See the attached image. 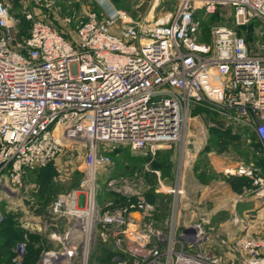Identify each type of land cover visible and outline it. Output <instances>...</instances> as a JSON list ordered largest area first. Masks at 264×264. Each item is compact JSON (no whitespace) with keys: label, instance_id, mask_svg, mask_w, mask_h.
Returning <instances> with one entry per match:
<instances>
[{"label":"built area","instance_id":"built-area-1","mask_svg":"<svg viewBox=\"0 0 264 264\" xmlns=\"http://www.w3.org/2000/svg\"><path fill=\"white\" fill-rule=\"evenodd\" d=\"M95 1L101 11L73 31L25 6L31 28L18 41L16 0H0V188H22L28 173L57 164L69 146H88L79 189L54 201L40 225H22L47 234L36 264H89L96 228L109 237L113 264H264V227L230 242L199 223L180 227V207L164 221L144 201L103 214L94 207L111 146L184 150L197 107L254 129L264 153V43L252 48L243 30L253 20L264 26V0H176L174 12L147 27ZM219 6L233 9L232 26L213 25L205 40L202 20ZM2 205L0 190V223ZM26 249L18 243L10 264H23Z\"/></svg>","mask_w":264,"mask_h":264},{"label":"rangeland","instance_id":"rangeland-1","mask_svg":"<svg viewBox=\"0 0 264 264\" xmlns=\"http://www.w3.org/2000/svg\"><path fill=\"white\" fill-rule=\"evenodd\" d=\"M150 1L145 0L143 4L135 2L134 11L130 15L126 13L128 20L124 17V21L150 22L153 18L150 17ZM25 6L40 12L56 28L73 31L78 22L87 17V12L94 11L98 5L93 0H16L13 15L21 18ZM174 7L176 8V3L173 1L165 3L167 10ZM157 13L159 14V11ZM232 16L233 9L230 6H219L210 17L202 20V38L208 39L209 28L213 25L232 26ZM67 19H71L68 25ZM30 28V23L20 25L16 35L18 41L28 36ZM243 30L247 31L248 35L251 34L249 44L252 48L255 49L257 45L264 43V26L261 21L253 20ZM213 114L217 113L208 110L191 114L187 143L191 144L194 154L188 153L190 145L184 150L179 146L151 147L142 153H135L124 145L111 146L107 153L111 156L112 164L98 175L94 200L96 210L103 214L107 210L106 207H122L128 202L144 201L148 207H156L155 217H161L164 221L173 214V207H180V227L189 224L194 216L192 220H196L202 224L205 231L210 232L214 229L211 228L213 224L216 225L219 221L218 218L212 220L208 226L203 222L204 214L214 209L216 203L207 204L201 201L200 195L206 190H212V198L229 196L231 203L236 204V207H264V186L261 183V178L264 179V153L255 130L235 123L228 125L227 120H209L207 115ZM87 150L88 146L82 143L69 146L57 164L48 165L51 169L46 171L44 170L48 166L35 171L34 177H28L27 183L24 180L22 188L11 184H6L5 189L0 188L4 211L12 212L21 225L26 220L33 223L32 219L24 218V212L19 209L29 207L27 204L32 203V200L23 198L24 189L26 184H35L33 196H37V202L45 207L41 213L44 218L47 214L45 209L51 207L54 201L62 196H71L79 189L84 177L82 166ZM211 155L217 166L229 168L231 173L219 174L209 162ZM47 172L51 174L50 178ZM173 190L177 192L173 193ZM178 190L182 193L179 194ZM24 202L27 203L26 206ZM111 202L113 205L108 206ZM79 207H86L85 197H82ZM181 207L188 208L182 211ZM222 217L220 216L219 220H222ZM97 229L99 230L96 228L94 231L89 264H113L115 252L109 237L106 239ZM46 235H42L43 240Z\"/></svg>","mask_w":264,"mask_h":264},{"label":"crops","instance_id":"crops-1","mask_svg":"<svg viewBox=\"0 0 264 264\" xmlns=\"http://www.w3.org/2000/svg\"><path fill=\"white\" fill-rule=\"evenodd\" d=\"M93 1H95V0H93ZM99 1L104 3L106 9H109L111 12H120L124 15L126 13L128 15H130V13H132L134 11V7H136L135 2H141L142 4L145 2V0H138V1L137 0H99ZM172 1L175 2L177 5L176 0H151L149 3V8L151 5L152 11H151V13L150 12L149 13H150V17H153V18L150 19V22L145 23L144 20H140L136 23H132V22L131 23L132 24H139V25H142L144 27L153 25L155 21L162 19L165 15L175 11V9H176L175 7L172 10H167L165 8V3L172 2ZM95 3H97V2L95 1ZM96 10H97V12L101 11V8L99 7V5L94 9V11H96ZM158 11H159V14L157 13ZM90 12H92V10L87 12V15ZM156 14H158V15H156ZM126 15H125L126 20H128V16H126ZM85 19H87V17ZM128 23H130V21ZM201 108L206 109V110H210V109H207L204 107H197L192 111V113H194L195 111H199V109H201ZM239 130H241V129H239ZM174 146H176V145H169V146H165L164 148H169V147H174ZM186 146H189V152L188 153H190V152L193 154L195 153V151L191 147L190 143H187ZM212 156L213 155H211L209 157V159H210L209 162L212 165V167L219 174L220 173L221 174L222 173L227 174V172L231 171V170H229V168L217 166L216 161ZM34 175H35V172L28 173L25 176V183H27L29 178L34 177ZM261 180H262L261 183L264 186V179L261 178ZM34 188L36 189L35 184L34 185L33 184H30V185L26 184L25 189H24L25 196L23 198L26 199L27 201L32 200V203H30V205H29V204L24 202V205L26 206V204H27L29 207H20L19 210L21 212H24V215H25L24 218L32 219L34 221L33 223L39 224L42 222L41 213L45 207H42V205H40L37 202V196H36V198H34V196H33L34 195L33 193H35L34 192L35 190H33ZM200 196H201V201L207 202V204L208 203L211 204L213 202H216L214 205V209L209 211V213L204 214L203 222L205 224H207V226H208V224H211L212 220H216L218 218L217 221H219V222H217L216 225L213 224V226L211 228L214 227L213 230L215 231V229H216V231H215L216 234L221 235L223 237H226L230 242H233L237 238L252 237V236L256 235L261 228L264 227V207H236V204L231 203L229 196L227 197V196L222 195V197L212 198L211 196H213V195H212L211 189L204 191ZM33 200L34 201L36 200L35 204H34ZM181 208H182V211H184L188 207H181ZM48 209H49V207H47L45 209V212H47ZM7 212L9 213V211H7ZM7 212L5 211V215ZM44 214H46V213H44ZM44 214H42V216H44ZM220 216H223L222 220H219ZM158 218H161V217H158ZM192 219H194V216L192 217ZM192 219L188 222L189 224L198 223V222H196V220H192ZM27 223H29V222L26 220L24 223H22V225L27 224ZM29 224H31V223H29ZM220 254L229 263L231 261H233V259H234L233 254H230V253L226 252L225 250L221 251Z\"/></svg>","mask_w":264,"mask_h":264},{"label":"trees","instance_id":"trees-1","mask_svg":"<svg viewBox=\"0 0 264 264\" xmlns=\"http://www.w3.org/2000/svg\"><path fill=\"white\" fill-rule=\"evenodd\" d=\"M97 11V10H96ZM23 23H29L25 18L21 17V25ZM212 27V26H211ZM210 29V28H209ZM209 35V31H208ZM251 34L247 35V42L251 40ZM206 40V39H205ZM208 40V39H207ZM200 112L208 111L206 109H199ZM208 119L221 120L222 122L226 119L220 115L213 114L207 115ZM228 122V121H227ZM230 125V123H227ZM240 129V128H239ZM262 150V148H261ZM263 151V150H262ZM51 166V165H50ZM48 166L47 169H51ZM50 178V173H48ZM125 203L124 205H126ZM27 235V237H25ZM26 241L27 252L24 257L23 264H36L42 252L49 248L47 238L43 240L42 235L34 232H29L25 230L21 223L16 220L12 212L5 215L4 221L0 223V264H10L15 255V248L18 243ZM46 243L45 245H43Z\"/></svg>","mask_w":264,"mask_h":264},{"label":"water","instance_id":"water-1","mask_svg":"<svg viewBox=\"0 0 264 264\" xmlns=\"http://www.w3.org/2000/svg\"><path fill=\"white\" fill-rule=\"evenodd\" d=\"M240 238H237V239H235L233 242H235V241H237V240H239Z\"/></svg>","mask_w":264,"mask_h":264}]
</instances>
